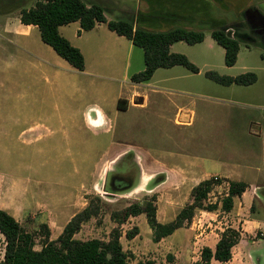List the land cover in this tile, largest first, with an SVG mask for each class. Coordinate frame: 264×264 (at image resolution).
Segmentation results:
<instances>
[{
    "label": "crops",
    "instance_id": "crops-1",
    "mask_svg": "<svg viewBox=\"0 0 264 264\" xmlns=\"http://www.w3.org/2000/svg\"><path fill=\"white\" fill-rule=\"evenodd\" d=\"M82 1L87 5H100L107 21L122 19L152 31L174 26L200 29L204 31V39L213 40L210 29L216 27L226 28L231 36L244 31L240 26L245 22L258 31L264 28V14L258 5L264 4V0ZM58 32L80 50L83 70L70 66L42 42L36 25L22 24L20 11L0 17L2 147L3 143L8 145L9 133H16L24 145L48 138L58 143L57 148L63 144L66 150L52 158L53 169L58 174L52 176L55 205L51 211L40 207V184L33 181L26 184L23 175L11 179L2 172L0 209L19 223L29 217L46 224L50 239H55L70 218L88 204L85 197L80 208L76 197L87 195L89 189L100 196L141 197L137 202L141 207L154 196L156 218L167 223L192 202L191 192L196 185L209 178H218L225 181L224 192L208 194L207 203L218 201L217 209L195 211L192 220L199 217L201 224L197 230L202 229L194 238L202 242L201 249L204 246L214 249L219 232L227 226L214 232L212 222L220 214H226L232 221L228 226L233 227V220H240L233 216L242 210L245 218L240 225L245 229L232 248L231 259L226 262L212 259L211 264H231L235 257L239 264H253L249 254L245 255L244 247L264 237V176L257 178L258 174L255 175V165L260 158L257 151L239 141L246 133L244 118L233 115L232 107L226 108L225 104H246V101L263 99L264 77L259 83L257 76L250 85H221L204 75L216 68L210 56L204 54L201 61L191 59L198 67L196 73L174 65L156 69L146 81L134 82L131 76L145 67L143 50L124 35L110 30L106 22L82 30L78 21H72L58 26ZM182 43L185 42L171 44L170 52L188 55ZM10 47L18 56L22 55L16 67L19 73L12 77L14 79H10ZM226 67L218 71L222 75L236 76L250 70L244 66L232 72ZM10 91L16 94L15 108H10ZM119 100H123V108L118 107ZM64 164H69L65 172L62 171ZM127 166L135 169L134 176L128 178L130 187L110 189V175L114 176L116 186H123L122 175ZM228 181H243L247 187L240 197L233 198L232 209L224 212L221 199L227 193ZM254 201H258L257 210L262 211V217L248 214ZM191 223L154 242L145 214L130 216L120 225L119 238L123 251L128 254V264L150 259L141 255L159 249L162 243L169 245L168 253L177 256L173 249L179 248V255L187 257L190 247L187 238L192 236L191 229H194ZM133 227L138 233L132 238L126 237V232ZM254 232H260L263 237L249 241L247 237ZM213 234L216 239L209 245L205 241ZM108 238L109 235L105 240ZM200 253L201 250L189 264L199 260Z\"/></svg>",
    "mask_w": 264,
    "mask_h": 264
},
{
    "label": "trees",
    "instance_id": "trees-1",
    "mask_svg": "<svg viewBox=\"0 0 264 264\" xmlns=\"http://www.w3.org/2000/svg\"><path fill=\"white\" fill-rule=\"evenodd\" d=\"M72 21H78L82 30H90L96 23L106 22L110 30L124 35L134 45L142 48L145 67L131 76L134 82L146 81L156 69L174 65L184 66L194 73L198 72V67L185 55L170 52L169 46L178 41L190 45L200 43L205 35L203 30L174 26L164 31H152L134 26L122 19L107 21L100 5L95 3L87 5L82 0H37L32 7L20 10V22L36 25L42 42L50 46L70 66L81 71L84 69V59L80 50L58 32V26ZM210 36L224 49L226 66L235 64L240 42L246 47H253L256 44L264 47V39L257 42L243 32H235L231 36L224 27L210 29ZM204 75L221 85H250L257 79L256 74L250 71L228 76L210 70ZM122 103L123 100L118 101L119 108H123ZM218 181V178H209L196 185L191 192L192 202L181 209L174 220L167 223H161L156 218L154 196L147 200L143 207L139 203H130L121 210L112 211L110 219L117 226L111 229L107 240L99 238L81 240L74 237L83 223L98 216L101 202L99 196L91 198L81 211L75 213L55 239H50V229L46 224L41 223L35 232H30L14 217L0 209V233L6 240L3 264H128V254L123 251L119 241L121 224L130 216L144 213L152 230L153 241L157 242L172 234L177 228L189 225L197 209L208 211L217 209L218 201L207 203V198L213 185ZM246 187L247 184L243 181H228L227 193L221 199V209L229 212L233 207V198L240 197ZM137 233L138 229L133 227L126 232V237L132 238ZM36 235L41 238L38 249L34 247ZM240 237L241 233L237 229L231 226L223 228L219 232L214 249L202 247L200 259L191 264H211L212 259L220 262L230 260L232 248L239 242ZM167 258L168 264H173V257L168 255ZM138 264L155 263L147 259Z\"/></svg>",
    "mask_w": 264,
    "mask_h": 264
},
{
    "label": "rangeland",
    "instance_id": "rangeland-1",
    "mask_svg": "<svg viewBox=\"0 0 264 264\" xmlns=\"http://www.w3.org/2000/svg\"><path fill=\"white\" fill-rule=\"evenodd\" d=\"M37 0H0V17L3 15H16V13L22 9H28L32 7ZM261 7V10L264 14V4H258ZM264 24V20L262 22ZM262 26V25H260ZM245 32V34L249 35L256 39L257 42H261L264 39V28L261 31L259 29H254L248 22L241 24V26ZM184 46V50L189 53L186 55L185 53H181L186 56V58L195 64L191 59L196 61H201L203 59L204 54L209 55L211 61L215 64L213 71L221 74L218 69L222 67L227 69L224 64V49L218 45L215 41L211 40L210 37L204 39L200 43L196 44H187L182 43ZM239 51L237 54V59L234 65L229 66L232 72L240 71L244 66L249 67V71L259 76V83L262 82V78L264 77V47L260 44H256L253 47H246L243 42L239 44ZM9 62H10V79H14L19 70L16 69L17 64H19L20 60H22V55L18 56L16 50L14 48H9ZM263 55V57H262ZM196 65V64H195ZM1 70H0V78H1ZM5 77V74H3ZM258 83V84H259ZM17 99L16 94L11 93L10 91V108L17 107ZM226 108L232 107L231 113L233 115L239 114L244 118L243 129L246 133L242 136V139L239 140L247 144V147L250 149H255L258 153L259 160L256 163L257 167V178H262L264 176V98L261 100H251L246 101V104H225ZM220 109V106H217ZM252 131V134L250 133ZM19 140V141H18ZM21 137L16 133H9L8 135V145L3 143V147L0 139V172L6 174L9 178L15 179L17 175L24 176L26 184L31 181L36 184H40V188L42 191V203L40 204L41 208H45L48 210H52L55 203L53 202L54 198H52V176L57 175L53 169L55 166L52 165V158L57 156V153L65 152V147H58V143L56 141H50L48 138H41L36 142L22 144ZM7 144V143H6ZM42 147V148H40ZM67 151H72L68 149ZM69 168V164H64L62 166V171L65 172ZM92 166L89 167L91 169ZM61 174V173H60ZM64 174V173H63ZM135 174V169L132 166H127L126 171L123 173L122 178H124V184L121 187L116 186L114 184L115 179L113 175L109 176V187L110 189H128L130 187V182L128 178L133 177ZM56 177V176H53ZM85 188L86 184L83 183ZM80 187V186H79ZM225 181L223 182L221 179L213 185V192L217 194L218 191L221 194L224 192ZM81 189V188H80ZM82 190V189H81ZM83 191H85L83 189ZM82 191V192H83ZM87 195L77 196L76 202H78V206L82 207V202L86 197L87 203L93 197L99 196L101 198L100 202V210L98 216L90 218L87 222L81 226L76 238L81 240H86L90 238H99L105 240L109 235L112 228L116 227L117 224L112 222L109 218V213L113 210H121L126 203H137L139 201L138 196H135V199L131 197L132 195L124 194V195H115L110 196L107 194L95 195L92 193L91 189H89ZM214 196V195H211ZM258 201H254L251 210L248 212L249 215H253L256 213L257 217H262V211L258 208ZM252 212V213H251ZM224 216L223 218H221ZM230 216L226 214H220L214 222L211 224V228L214 232H218L219 229L230 225L232 222L230 220ZM234 218H239L238 221L233 220V228L237 229L239 232H244V227H241L240 223L243 222L245 218V214L240 210L239 214L234 215ZM199 217L194 218L192 220L191 226H194V229H191L192 236H189L187 239H190V247L188 248L189 253L187 257L183 255H179L181 251H178L179 248H174V253H177L175 256L173 253L167 252V243H162V246L157 250H148L147 253L141 255L143 257H148L150 260H153L155 264H168V255L173 257V264H189L192 260V257L196 256L198 252L201 250L202 242L194 238V235L198 233L200 230H197V226L200 223L198 220ZM231 221V222H230ZM225 223V224H223ZM20 224L28 231L35 232L37 230L39 223H37L36 219L32 218H24ZM112 224L114 227H112ZM214 225H216L214 227ZM247 226V223L244 224ZM254 236V237H251ZM263 237L260 232H254L253 235L247 237L249 241L256 240L257 238ZM52 238V231H51ZM216 239L215 234L212 235L211 239L205 241L207 244L211 245ZM246 239V237H245ZM196 241V243H194ZM41 238L39 235L35 237V245L34 247L38 249L40 247ZM171 244L176 245L177 242H172ZM245 255L249 254L253 264H264V237L261 238L258 243L250 244L249 246L244 247ZM238 252V249L235 250V254ZM237 257H235L234 262L231 264H239L237 262ZM1 264V263H0Z\"/></svg>",
    "mask_w": 264,
    "mask_h": 264
},
{
    "label": "built area",
    "instance_id": "built-area-1",
    "mask_svg": "<svg viewBox=\"0 0 264 264\" xmlns=\"http://www.w3.org/2000/svg\"><path fill=\"white\" fill-rule=\"evenodd\" d=\"M6 240L0 233V263L3 264L5 254Z\"/></svg>",
    "mask_w": 264,
    "mask_h": 264
},
{
    "label": "flooded vegetation",
    "instance_id": "flooded-vegetation-1",
    "mask_svg": "<svg viewBox=\"0 0 264 264\" xmlns=\"http://www.w3.org/2000/svg\"><path fill=\"white\" fill-rule=\"evenodd\" d=\"M260 22H262V20Z\"/></svg>",
    "mask_w": 264,
    "mask_h": 264
}]
</instances>
